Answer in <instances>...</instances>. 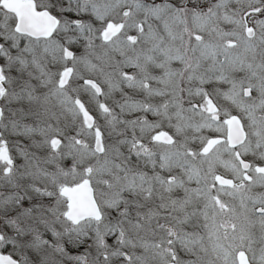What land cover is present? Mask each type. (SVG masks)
Listing matches in <instances>:
<instances>
[{
  "label": "snow or ice",
  "instance_id": "6c2138e0",
  "mask_svg": "<svg viewBox=\"0 0 264 264\" xmlns=\"http://www.w3.org/2000/svg\"><path fill=\"white\" fill-rule=\"evenodd\" d=\"M0 264H264V0H0Z\"/></svg>",
  "mask_w": 264,
  "mask_h": 264
}]
</instances>
